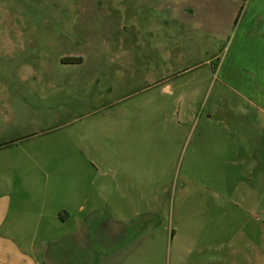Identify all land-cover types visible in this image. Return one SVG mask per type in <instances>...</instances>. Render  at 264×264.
<instances>
[{"label":"rangeland","instance_id":"obj_1","mask_svg":"<svg viewBox=\"0 0 264 264\" xmlns=\"http://www.w3.org/2000/svg\"><path fill=\"white\" fill-rule=\"evenodd\" d=\"M249 1L0 0L4 136L48 128L5 121H82L1 153L44 152L39 160L53 166L52 152L76 150L71 166L88 173L71 191L88 211L105 204L103 183L113 198L122 194V215L140 209L129 237L139 232L141 247L125 262L264 264V112L220 71ZM102 33H117L108 49ZM74 55L84 63L63 70L94 74L71 87L20 73ZM71 133L83 135L78 148L54 141ZM106 166L117 170L103 174ZM13 192L31 199L34 191ZM68 193L57 191L56 204Z\"/></svg>","mask_w":264,"mask_h":264},{"label":"crops","instance_id":"obj_2","mask_svg":"<svg viewBox=\"0 0 264 264\" xmlns=\"http://www.w3.org/2000/svg\"><path fill=\"white\" fill-rule=\"evenodd\" d=\"M235 27L236 37L234 46L232 45V54L229 56L230 61L227 57L220 71L239 89V92L253 95L255 101L252 100V103L264 112V0H250ZM116 35L117 33L101 34L104 48L107 47L108 37ZM90 37L94 36L91 34ZM69 42L61 39L60 45L71 47ZM87 46L93 51V39ZM68 58L81 60L62 61L60 64L47 62L37 72L30 64H25L20 67V73L41 76L40 79L47 80L46 84L50 89L66 82L62 80L64 78L68 79L69 82L66 83L71 87L72 79L94 74L88 71L63 70L62 68L66 66L84 63L81 56L74 55ZM75 120L61 121L58 117H41L5 121L2 124L5 127L34 125L36 128L38 126L48 128H42L41 131H25L15 137L4 136L5 131L0 128V190L7 191V194L0 195V264H144L135 261L125 262L127 256H133L141 247L139 232L129 237L134 229L133 223L142 215L139 208L128 204L130 214L128 217L122 215V209L118 208L119 204H122V201L120 202L122 194L119 192V197L113 198L107 193L109 184L106 183L102 184L105 204L100 209L88 211L86 200H82L84 196L78 200L76 194L72 196L71 190L79 185V176L83 180V175L88 173L85 167L77 169L71 166L78 157L76 150L52 152L56 158L55 162L59 164L53 166L39 160L44 152L1 153L17 142L23 143L30 138L54 132L56 127L82 122ZM98 123L102 127L107 126L106 121ZM82 137L81 134L71 133L55 136L54 141L64 142L65 146L70 148H78ZM79 152L83 154L86 151ZM67 158L74 160L63 164V159ZM94 168L96 171L99 170L97 166ZM115 170L106 166L103 174ZM116 189L117 191L122 189L120 184ZM27 190L34 191L31 199L25 196L26 193L16 197L13 192ZM63 190L69 191L67 197L62 199L65 203L56 204V193ZM111 201L115 203L112 204ZM47 202L50 207H47ZM73 205H76L75 210H78L81 216L74 214Z\"/></svg>","mask_w":264,"mask_h":264},{"label":"trees","instance_id":"obj_3","mask_svg":"<svg viewBox=\"0 0 264 264\" xmlns=\"http://www.w3.org/2000/svg\"><path fill=\"white\" fill-rule=\"evenodd\" d=\"M79 60H81L80 58H67V59H65L64 61L66 62H77V61H79Z\"/></svg>","mask_w":264,"mask_h":264}]
</instances>
